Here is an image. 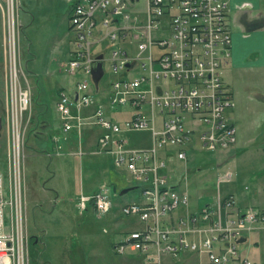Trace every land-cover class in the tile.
Masks as SVG:
<instances>
[{"label": "built area", "instance_id": "1", "mask_svg": "<svg viewBox=\"0 0 264 264\" xmlns=\"http://www.w3.org/2000/svg\"><path fill=\"white\" fill-rule=\"evenodd\" d=\"M68 2L74 51L65 70L81 75L82 81L74 93L58 92L60 129L52 136L54 152L60 155L59 142L70 132L80 135L85 127L96 128L101 133L91 154L110 156L113 166L125 169L140 190L141 199L123 204L120 212L137 218L142 227L114 244V252L137 254L153 264H160L163 256L176 259L187 253L204 256L205 264H250L238 254L239 241L264 228V211L238 213L230 195L175 216L189 206L190 198L162 172L172 159L186 163L195 147L216 154L235 146L236 129L227 117L234 101L222 71L230 58L229 0ZM19 5L20 0H3L1 5L9 148L7 168L0 170V264H28L23 161L29 121L24 115L30 114L32 93L19 59ZM105 50L110 51L107 59ZM100 55L115 79L105 87L107 104L84 113L94 104L90 75ZM125 108L127 118L112 117ZM134 131L150 133L149 147H129L122 136ZM232 177L227 172L219 179ZM98 187L91 195H79L78 212L91 210L101 217L112 209L110 187Z\"/></svg>", "mask_w": 264, "mask_h": 264}, {"label": "rangeland", "instance_id": "2", "mask_svg": "<svg viewBox=\"0 0 264 264\" xmlns=\"http://www.w3.org/2000/svg\"><path fill=\"white\" fill-rule=\"evenodd\" d=\"M19 6L18 21L25 20L22 32L19 29V59L32 93L30 114L28 115L27 112L24 115L25 122L29 121L28 126L26 124L24 127L26 133L24 134L25 159L23 161L25 224L30 254H28V264H146L145 260L135 256L131 259L128 256H119L112 247L124 238V231L137 227L133 224V221H138L137 218L124 216L119 208L112 207L110 211L115 209L118 210L116 213L120 214L117 221L115 214L97 217L91 210L85 213L78 212L75 206L76 199L81 193H87L89 189L107 183L108 178L112 179L108 174L115 170L109 159L111 157L88 155L80 163V159L70 155L67 149L62 150L63 154L59 156L46 155L53 146L49 134H56L59 128L56 103H52L56 89L60 86H64L65 90L73 89L78 82L82 81L81 75L71 76L65 71L67 56L63 52L67 51V46L63 37L69 31L67 12L71 4L67 0H23L22 4L20 0ZM105 51L107 59L110 51ZM104 71L105 75L100 82V93L95 94L98 97L107 93V89H103L104 85H108L115 79L110 76L109 65L106 62H104ZM3 79L4 73L0 71V119L2 122L0 170L5 171L9 134L7 88ZM42 125L46 126L42 128ZM40 133L46 134L43 136ZM145 133H148L150 137L148 131H134L126 136H142ZM128 142L129 147L137 146L129 140ZM142 142L145 145L144 140ZM34 146L37 152L33 151ZM190 146L194 147L193 143ZM195 149L188 152L186 170L183 169L186 165L184 162L172 159L168 163L163 172L169 177L170 184H178L177 182L180 181L183 186L185 183L200 185L204 182L202 178L208 179L209 175L215 173L212 169L206 170L207 167L213 165L214 161L224 158L222 154L215 157L212 156L214 153L203 154L199 147ZM190 153H196L192 157L197 159L194 160L196 164H192V167L189 166ZM125 171V175L129 176ZM118 189V187L115 189L116 193L119 192ZM111 195H115L114 190ZM192 195L194 196V192ZM140 196L141 192L136 188L119 196L118 200L120 204H123L141 199ZM115 221L118 224H115ZM33 237L37 238L36 242ZM244 238L239 242L241 243ZM248 248L242 251L239 245L238 254L241 257L242 254L247 255L249 260L256 264H264V247L255 249L251 246L249 251ZM188 255L189 253L178 256L176 259L164 257L162 264H167V261L170 264H182V260L188 258ZM251 261L248 262L253 264Z\"/></svg>", "mask_w": 264, "mask_h": 264}, {"label": "crops", "instance_id": "3", "mask_svg": "<svg viewBox=\"0 0 264 264\" xmlns=\"http://www.w3.org/2000/svg\"><path fill=\"white\" fill-rule=\"evenodd\" d=\"M2 4L3 0H0V71H3L4 73L3 81L6 85V67L4 57L5 29L3 13L1 9ZM227 10L228 14L226 22L231 34L230 58H228L229 60L224 65L222 71L224 81L229 86L234 101V106L228 110L229 112L227 117L236 129L235 132L237 140L235 146L230 150L212 154V156L215 157L218 154H222L224 158L223 160L214 161L213 165L207 167L206 170L212 169L215 171V173L213 172L211 176L209 175L208 179L202 178V180H204L202 184L190 185L185 183L183 186L181 185L182 183H180V181L177 182L178 184H172L178 190H180V192L186 191L188 195L190 194V191H192V194L194 192V196L192 194L189 195V206H187V208L179 209L175 216L184 217L188 213H193L200 210L202 206H206L207 203L222 200L230 195H232L235 199V204L233 205L234 211H237L238 213L243 214L250 210L264 211V0H229ZM67 15H70V9L68 10ZM20 17L19 19H21ZM24 24L25 20L24 22H21L20 20L18 21L20 32H22L21 29ZM63 38V41H65V45L67 46V51L63 53H65L67 56L68 62L72 58V52L74 51L73 36L71 35L70 31H68L65 33ZM105 87H107V85H104L103 89H105ZM75 88L67 89V91L65 90L66 88L64 86H60L58 89H56L55 97L52 103H56L55 101H57V95L60 90L74 93ZM106 99L107 93L99 95V97L95 96L93 100L94 104L86 109L84 113H90L99 104L103 106L106 105ZM129 113V109L125 108L120 110L117 116L112 117L117 120H122L127 118ZM45 126L46 125H42L41 127L43 128ZM35 133H37L36 130ZM100 133L101 132L96 128L85 127L80 135H78L76 131L70 132L66 138L67 140H60L59 144H61L62 150L67 149L66 151L70 155L78 157L81 163L85 156H102L91 154V151L93 148H95V142ZM45 134H43V136ZM52 135L54 134H49V137L53 143L52 150L46 153V155L49 157L53 155L56 156V153L54 152L56 144L51 138ZM122 137L137 145L136 147L145 148L149 147L150 145V137L148 133L142 134V136L137 135L134 137H128V135L126 136V134H124ZM142 140H144L145 145H143ZM62 150H59L60 155L63 154ZM77 150H82L85 152V154L83 156L75 155ZM33 151L37 152L35 146ZM202 153L204 154L207 152ZM190 155L191 157L189 160H191L189 162L190 165H188L192 167V164H196L194 163V160L197 159L192 157L195 156L196 153H190ZM197 155H199V153ZM109 159L112 161V158ZM187 161L184 163L186 165L183 167L185 170L187 167ZM82 165L84 164L82 163ZM113 168L115 170L108 172L112 179L108 178V182L106 184H109L108 186L110 187V192L114 190L115 195L112 197L114 204L113 208L120 209V206L125 203L120 204V200L116 198V194H118V192L116 193L115 189L118 187V191L120 192L122 189L129 186L130 181L129 176H126L124 173L125 170L116 169L114 166ZM227 172L232 174V180H220L219 177L222 178V176ZM98 188L99 187H93L89 189L87 193L83 194H93ZM116 212H118V210H109V212L104 216L115 214V218L117 220V218L120 217V214H117ZM137 222L133 221V224L137 225L138 228H130L123 233L127 235V233L133 230L140 229L142 224L139 222L137 224ZM114 223L118 224L116 221ZM121 234H119V236ZM30 238L32 237L30 236ZM33 238L36 242L37 238ZM250 245L254 246L255 249H259L260 246L264 247V228L248 234L240 243L242 251H244L245 248H248ZM250 247L248 248V251ZM133 256L128 257L131 259ZM188 256V258L182 256L185 258L182 260V264H200L201 262L205 264L207 262L204 256L201 257L195 254H189ZM139 257L140 256L136 254V258ZM242 258L249 260L245 254H242ZM251 262L256 264L253 261ZM167 264H170V262L167 261Z\"/></svg>", "mask_w": 264, "mask_h": 264}, {"label": "water", "instance_id": "4", "mask_svg": "<svg viewBox=\"0 0 264 264\" xmlns=\"http://www.w3.org/2000/svg\"><path fill=\"white\" fill-rule=\"evenodd\" d=\"M104 75V69H103V64H102V56H97L96 60L92 63V69H91V80L94 85V89L98 88L99 82L102 80V77ZM1 128H2V122L0 119V135H1ZM132 186L131 188H125L120 191V195H124L130 190L132 191Z\"/></svg>", "mask_w": 264, "mask_h": 264}, {"label": "bare ground", "instance_id": "5", "mask_svg": "<svg viewBox=\"0 0 264 264\" xmlns=\"http://www.w3.org/2000/svg\"><path fill=\"white\" fill-rule=\"evenodd\" d=\"M20 9V8H19ZM103 62V61H102ZM103 64V63H102ZM103 69H104V64H103ZM70 75V74H69ZM71 76H73V75H71ZM101 82V81H100ZM100 82H99V85H98V88H96V89H94V93L95 94H98V93H100ZM79 83V82H78ZM77 83V84H78ZM77 84H76V86H77ZM91 86H92V84H90ZM94 86V85H93ZM94 88V87H93ZM67 92V91H66ZM69 93V92H68ZM59 123H60V120H59ZM60 129V128H59ZM56 135V134H55ZM53 136V135H52ZM52 136H51V138H52ZM24 152H25V149H24ZM24 159H25V157H24ZM2 171V170H1ZM24 171V170H23ZM2 172H5V171H2ZM129 175V174H128ZM129 179H130V177H129ZM23 182H24V180H23ZM131 186H132V188L133 189H136L137 188V186L136 185H134L132 182H130L129 183V186L127 187V188H131ZM125 189V188H124ZM123 190V189H122ZM119 193L120 192H118V196H120L119 195ZM122 196V195H121ZM24 204H25V201H24ZM113 206H114V204H113ZM26 233H27V231H26ZM27 236H28V233H27ZM26 244L28 245V241L26 242ZM114 248V247H113ZM136 257V256H135ZM164 257H170V256H163L162 257V259H161V263L160 264H162V261H163V258ZM146 264H153V263H147L146 262Z\"/></svg>", "mask_w": 264, "mask_h": 264}, {"label": "trees", "instance_id": "6", "mask_svg": "<svg viewBox=\"0 0 264 264\" xmlns=\"http://www.w3.org/2000/svg\"><path fill=\"white\" fill-rule=\"evenodd\" d=\"M119 196H118V194H116V198H118Z\"/></svg>", "mask_w": 264, "mask_h": 264}]
</instances>
